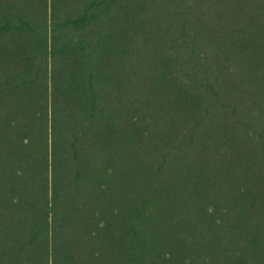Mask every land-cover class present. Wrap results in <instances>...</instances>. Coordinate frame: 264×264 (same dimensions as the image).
<instances>
[{"label":"trees","instance_id":"trees-1","mask_svg":"<svg viewBox=\"0 0 264 264\" xmlns=\"http://www.w3.org/2000/svg\"><path fill=\"white\" fill-rule=\"evenodd\" d=\"M0 264H264V0H0Z\"/></svg>","mask_w":264,"mask_h":264},{"label":"rangeland","instance_id":"rangeland-1","mask_svg":"<svg viewBox=\"0 0 264 264\" xmlns=\"http://www.w3.org/2000/svg\"><path fill=\"white\" fill-rule=\"evenodd\" d=\"M125 58V57H124Z\"/></svg>","mask_w":264,"mask_h":264}]
</instances>
